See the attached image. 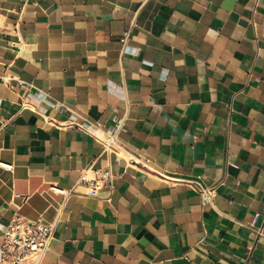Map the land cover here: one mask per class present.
I'll use <instances>...</instances> for the list:
<instances>
[{
	"label": "crops",
	"instance_id": "1",
	"mask_svg": "<svg viewBox=\"0 0 264 264\" xmlns=\"http://www.w3.org/2000/svg\"><path fill=\"white\" fill-rule=\"evenodd\" d=\"M117 120L120 155L73 125ZM16 215L43 264H264V0H0V246Z\"/></svg>",
	"mask_w": 264,
	"mask_h": 264
},
{
	"label": "built area",
	"instance_id": "2",
	"mask_svg": "<svg viewBox=\"0 0 264 264\" xmlns=\"http://www.w3.org/2000/svg\"><path fill=\"white\" fill-rule=\"evenodd\" d=\"M26 105V104H25ZM24 107H28L25 106ZM82 132L100 143L108 155H120V133L124 125L123 120H117L107 130L95 129L91 124L74 123ZM116 174L111 167L106 169L88 168L83 170L80 182L86 187L85 196L98 197L104 189L112 195L115 188ZM205 200H211L215 189H206L198 182L188 181ZM111 201V197L107 198ZM56 239V224H46L42 220H30L16 215L5 232L0 246V262L3 264H43L44 257L51 250Z\"/></svg>",
	"mask_w": 264,
	"mask_h": 264
}]
</instances>
